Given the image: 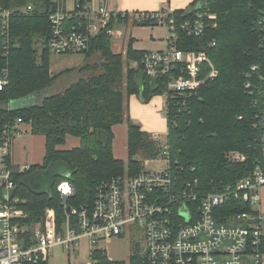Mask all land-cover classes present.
I'll list each match as a JSON object with an SVG mask.
<instances>
[{
    "label": "trees",
    "instance_id": "1",
    "mask_svg": "<svg viewBox=\"0 0 264 264\" xmlns=\"http://www.w3.org/2000/svg\"><path fill=\"white\" fill-rule=\"evenodd\" d=\"M60 1L2 0L7 9L32 5L34 10L13 15V38L7 49L0 36V57L4 56L1 59L9 72V84L0 91V132L21 119L31 125L33 134L43 135L46 142L43 165L31 166L16 177L28 216L24 221L28 225L42 223L45 211L52 208L59 230L66 221L59 184L70 181L75 188L76 195L69 205H91L97 187L105 180L144 172L137 156L150 160L159 156L162 145L132 121L126 108L132 95L148 103L164 91L163 79L147 77L141 66L130 68L133 62L141 63L145 55L133 48V40L126 54H116L112 38L101 33L92 39L90 50L80 54L99 55L100 64H86L80 69L83 76L63 92L42 96L58 79L50 71L49 16L58 9ZM86 1L92 0H81L82 4ZM199 1L187 10L173 11L167 18H174L178 27L193 19L198 11L206 15L205 34L188 37L180 30L177 47L206 53L218 76L191 95L168 100L167 143L178 181L198 180L199 189L209 193L235 186L258 166L264 169V0H208L197 10ZM209 15L216 19H209ZM129 22L128 15H120L108 28L116 29ZM132 24L159 25L154 20ZM1 31L0 25V35ZM253 67L257 69L252 70ZM210 72L211 68L204 66L205 78ZM248 83L250 89L246 87ZM37 96H42L39 103L9 107ZM184 102L186 106L182 107ZM124 123L128 125L127 165L113 153V127ZM68 136L79 138L80 146L64 150ZM235 153L245 160L233 158ZM60 165L66 168L65 173L55 171ZM46 177H50L47 185ZM254 211L250 203L228 202L219 209V222L228 223L234 214ZM90 257L94 264H126L110 259L104 249L95 250ZM142 260L136 254L130 264H143Z\"/></svg>",
    "mask_w": 264,
    "mask_h": 264
},
{
    "label": "built area",
    "instance_id": "2",
    "mask_svg": "<svg viewBox=\"0 0 264 264\" xmlns=\"http://www.w3.org/2000/svg\"><path fill=\"white\" fill-rule=\"evenodd\" d=\"M0 0V25L5 49L12 42L11 20L16 13L29 14L32 5L14 10L7 9ZM168 8L154 13L113 12L104 3L94 7L92 1L82 4L75 0V8L67 10L65 0L50 14L51 37L49 49L62 56L88 52L92 39L101 33L116 38L118 31L109 29V23L120 15L129 16L130 22L154 20L168 28V47L161 52H148L141 63L133 62L131 69L140 66L151 79H163L168 111V100L186 97L218 76L212 61L204 52L183 51L177 47L179 31L188 37H201L207 29L206 15L200 11L193 19L177 27ZM75 18L74 22L70 20ZM209 19H216L209 15ZM71 23V24H70ZM215 45V43L213 44ZM0 57V91L9 84L7 66ZM211 68L205 78L204 66ZM253 67L252 70H256ZM173 71L175 73L173 74ZM169 80H164L169 76ZM248 89L251 84L246 85ZM186 103L182 104L185 107ZM24 123L17 119L0 132V264H42L49 261L54 248L80 250L88 241L90 256L103 243L123 238L128 233L141 235L143 264H264V215L237 213L228 223H220L219 209L228 202L243 201L255 206L260 202V189L264 187V169L257 167L251 176L235 186L204 193L199 182L178 181L171 167L167 141L153 135L154 142L163 147L157 158L165 161L161 172H142L139 175L112 177L96 189L91 205L75 207L69 200L75 197L70 181L58 186L65 208L66 221L61 230L57 227L56 211L48 208L42 223L35 226L25 223V200L18 194L16 177L29 169L18 167L12 160L14 137ZM233 158L245 160L239 153ZM33 226V227H32ZM89 264H94L93 261Z\"/></svg>",
    "mask_w": 264,
    "mask_h": 264
},
{
    "label": "rangeland",
    "instance_id": "3",
    "mask_svg": "<svg viewBox=\"0 0 264 264\" xmlns=\"http://www.w3.org/2000/svg\"><path fill=\"white\" fill-rule=\"evenodd\" d=\"M66 8L67 10H73L75 8V0H66ZM160 25L158 33L162 36H165L166 30L168 35V28L166 26ZM131 27V26H129ZM128 27V28H129ZM145 27V26H144ZM124 30V28H122ZM130 28L128 29V31ZM151 30L146 28H139L137 31L138 40L142 43V40H146L149 38ZM156 38L160 37L159 34ZM127 36L129 37V32H127ZM163 36V38H164ZM114 39V38H113ZM166 39H168L166 37ZM165 50L167 49L166 44ZM140 46V45H139ZM140 47L149 48L152 47L150 44H143ZM42 49V47H40ZM100 56L93 55L91 57H87L85 55L80 54H71V55H51L50 58V71L53 77L58 78L56 82L48 88L42 96H49L52 94L63 92L68 86L76 82L81 76H83L82 71L80 69L84 67L86 64H100ZM38 97L34 98H26L22 101L12 103L9 105L12 107H21L28 106L34 103H39L42 99ZM127 125V123H125ZM31 126V125H30ZM29 124H23L21 126V132H19L13 139V147H12V155L14 163L20 165L22 169L31 166L43 165V160L45 156V137L43 135L33 134L32 130H30ZM124 131V128H121ZM119 131V130H117ZM165 137L161 138V141H165ZM77 141V145L76 142ZM81 140L79 138L69 136L66 139V144L62 148L64 150H70L75 147L80 146ZM113 153L116 159L123 161L126 165L129 161V153H128V137L127 134L122 135L120 137H116L113 140ZM136 160L141 161L144 167L145 172H161L165 169V161L156 158L153 160L144 159L140 156L136 157ZM2 165L0 164V169ZM55 171L58 173H65L67 170L63 165H60L55 168ZM50 177H46V185L49 183ZM35 226V225H33ZM32 226V227H33ZM143 244L141 235L138 236L136 241V236L127 234L123 238L114 239L111 243H103L99 246V248L104 249L108 255V257L115 261H123L126 264H130V260L136 254L138 256H143ZM80 252L77 251H69L62 247H56L53 249L51 253V257L49 258L48 264H89L91 262L90 257V247L88 245V241L84 240L80 247Z\"/></svg>",
    "mask_w": 264,
    "mask_h": 264
},
{
    "label": "crops",
    "instance_id": "4",
    "mask_svg": "<svg viewBox=\"0 0 264 264\" xmlns=\"http://www.w3.org/2000/svg\"><path fill=\"white\" fill-rule=\"evenodd\" d=\"M196 1L197 0H92L94 7L104 3L111 11L127 13L130 16L134 13H154L166 8L174 12L179 10H187ZM159 26L160 25L145 27L136 26L131 22L118 25L116 27V30L118 31L117 37L114 39L112 38L113 52L116 54H126L131 40H133V48L135 50L142 51L144 53L164 51V43L166 44V47H168V40L166 39V37L168 38V35L166 28L162 26L166 30L165 36L163 35V38V36L158 33L160 28ZM128 27L130 28L129 31ZM122 28H124V30H122ZM139 28H148L151 30V33L148 36L149 38H146L144 41L142 40V43H140L137 36V31ZM127 32H129V37L127 36L126 38ZM156 33L157 35L159 34L160 37L156 38L157 36L154 35ZM145 42L146 44H150L152 47H140L141 45L145 44ZM165 104L166 100L162 95L154 96L148 103H144L137 95H132L127 102L126 113L132 119V121L141 126L142 131L148 133L151 135V137L156 134L159 135L160 138L165 137L164 139L167 141L168 119L166 116ZM121 128H124V131H122ZM125 133L128 137V125L125 123L113 127L114 139L117 136L120 137L125 135ZM75 142L77 145V141ZM14 164L20 167V165L16 163ZM259 194L260 202L255 206V211L261 215H264V187L260 189ZM77 252L79 253L80 250H77Z\"/></svg>",
    "mask_w": 264,
    "mask_h": 264
},
{
    "label": "water",
    "instance_id": "5",
    "mask_svg": "<svg viewBox=\"0 0 264 264\" xmlns=\"http://www.w3.org/2000/svg\"><path fill=\"white\" fill-rule=\"evenodd\" d=\"M207 2L208 0H200L196 9L200 10Z\"/></svg>",
    "mask_w": 264,
    "mask_h": 264
},
{
    "label": "bare ground",
    "instance_id": "6",
    "mask_svg": "<svg viewBox=\"0 0 264 264\" xmlns=\"http://www.w3.org/2000/svg\"><path fill=\"white\" fill-rule=\"evenodd\" d=\"M61 211H62V207H61Z\"/></svg>",
    "mask_w": 264,
    "mask_h": 264
}]
</instances>
